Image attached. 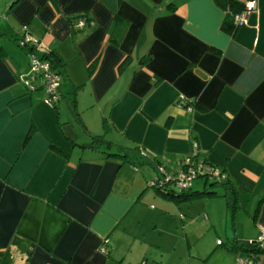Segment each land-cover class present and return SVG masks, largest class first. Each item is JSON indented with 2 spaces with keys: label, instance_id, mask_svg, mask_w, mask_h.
<instances>
[{
  "label": "crops",
  "instance_id": "obj_1",
  "mask_svg": "<svg viewBox=\"0 0 264 264\" xmlns=\"http://www.w3.org/2000/svg\"><path fill=\"white\" fill-rule=\"evenodd\" d=\"M254 1L230 33L217 0H0V264H235L246 254L241 243L264 230V0ZM24 35L60 60L55 105L40 81L34 91L21 82ZM192 142L235 188L233 212L209 200L221 191L180 202L205 203L185 221L190 206L147 187L159 166L175 174ZM213 203L225 209L223 240Z\"/></svg>",
  "mask_w": 264,
  "mask_h": 264
},
{
  "label": "built area",
  "instance_id": "obj_2",
  "mask_svg": "<svg viewBox=\"0 0 264 264\" xmlns=\"http://www.w3.org/2000/svg\"><path fill=\"white\" fill-rule=\"evenodd\" d=\"M256 11V3L254 0H249L244 3V9L241 12L232 15V20L236 28L244 26L250 13ZM80 29L85 26V21L80 20L77 25ZM38 41L24 35L17 40V46L28 52L29 66L28 73L21 77L22 84L30 91H34V84L40 81V88L45 93V101L48 104L55 105L59 99V91L61 86V77L51 71L50 63L43 60L36 51H30V48H35ZM143 156V154H141ZM180 169L172 175L164 173L162 167H158L157 177L148 183V188L159 187L161 190L170 189L173 187L177 193L187 190L191 187L193 181L198 178H208L209 180H224L219 169L212 167L210 164H205L199 158V148L195 142H192V151L190 155L183 161L179 162ZM172 189V188H171ZM220 244V241L217 242ZM248 251L244 256L236 258V264H264V230L260 237L255 241H250L247 244ZM103 251V249H102ZM143 264V263H141Z\"/></svg>",
  "mask_w": 264,
  "mask_h": 264
},
{
  "label": "trees",
  "instance_id": "obj_3",
  "mask_svg": "<svg viewBox=\"0 0 264 264\" xmlns=\"http://www.w3.org/2000/svg\"><path fill=\"white\" fill-rule=\"evenodd\" d=\"M217 2L221 6V8L227 12V16L229 17V20H227L224 23V29L226 31L232 33L234 31V29H236V26L234 25L233 20H232V15L235 13L241 12L244 9V4L240 3L236 0H217ZM110 41L113 42L112 39H110ZM30 51H36V54H38V56H40L43 60L48 61L50 63V66H51V71L58 74L61 77L62 82H61L60 91H59V95L61 96V88L63 85L64 75H63V70L61 67L62 65L60 64V60L58 59V57L53 52H50L48 54L47 53L39 54L37 47L30 48ZM126 61H127V59L124 60L122 62V64H120V66L123 65ZM72 93L75 94L76 93L75 90ZM187 107H191V104H188ZM193 107L195 109L200 110V111H205V109L203 107H201L199 104L195 103L193 105ZM102 144H104V145L107 144L106 140L104 139V134L91 137L92 148L96 149L97 147L101 146ZM132 151H134V150H132ZM106 156L107 157H114V158H117V159H120L123 161L124 160L127 161L129 159V154H127V153H121V154L110 153V154H107ZM211 166L214 168H217L213 165H211ZM220 172H221L222 176L224 177V180H220V181L219 180H209L206 177L203 179L211 181L212 185H214V186L217 185L222 189L223 193L221 196L224 198L226 206L229 209V211L233 212L234 209L236 208V202H237L236 201V190L230 184V182L227 181L226 176L223 174V172L222 171H220ZM155 177H157V175ZM170 186H172V185L168 186L170 188L168 190H161L157 186L156 187L154 186V188H151V189L154 190L156 193L164 196L165 198L175 201L176 203L191 201L194 198H197L201 195H206V196H216L217 195L216 192L208 191V190H205L204 192L190 193V192H188V189H187V190L181 191V193H177L173 190V187H170ZM247 244H248L247 242L241 243V246L244 248V250L246 252L248 251Z\"/></svg>",
  "mask_w": 264,
  "mask_h": 264
},
{
  "label": "rangeland",
  "instance_id": "obj_4",
  "mask_svg": "<svg viewBox=\"0 0 264 264\" xmlns=\"http://www.w3.org/2000/svg\"><path fill=\"white\" fill-rule=\"evenodd\" d=\"M80 130V129H79ZM201 180H198L197 182H195L194 183V185L196 184V183H198V182H200ZM196 186V185H195ZM206 189L207 190H209V191H214V192H216L217 194H218V196H219V194H221L222 192V190H221V188L219 187V186H217V185H212L211 183H209V184H207V186H206ZM209 200H212V202H222V204H224V200H223V198H221V199H216V198H214V199H209ZM202 202H204V201H200V200H195V201H193L191 204H187V205H185V204H183V203H180V206H190L189 207V209L188 208H186V207H182L181 209L182 210H187L188 211V216L186 217V218H184L185 219V221H187L189 218L188 217H192L193 215H197V214H200V213H203V207H205V203H202ZM225 205L226 204H224V207L223 208H225ZM223 208H219L218 207V203H213V206L211 205V210L213 211L212 212V214L213 215H216L217 216V218H216V220H215V222H216V226L218 227V229H219V231L222 233V235L221 234H218L219 235V237H221V239L223 240V232H224V226H225V219H224V210L225 209H223ZM183 211H181V213H182ZM178 212L176 211V247H177V245H178V241L177 240H181L182 238H183V232H182V227H181V223H180V221H179V218H178ZM203 215V214H202ZM222 215H223V217H222ZM204 220V219H203ZM230 220V219H229ZM227 224H228V221H227ZM191 227H194V228H198V226L197 225H195V224H193V225H191ZM229 227H230V225H229ZM200 230L201 229H195V233H199L200 232ZM205 230L206 231H209L210 230V232H208L206 235H204V236H202V241H201V244L202 243H204V244H208V247L209 248H211L212 246H213V238L211 237L212 235H215L213 232V229L211 228V226H209V225H207L206 226V228H205ZM248 243V242H247ZM193 247V246H192ZM178 248V247H177ZM193 250H194V248H193ZM194 253V252H193ZM193 256H195V255H193ZM213 262V261H212ZM235 264H236V262H235Z\"/></svg>",
  "mask_w": 264,
  "mask_h": 264
}]
</instances>
